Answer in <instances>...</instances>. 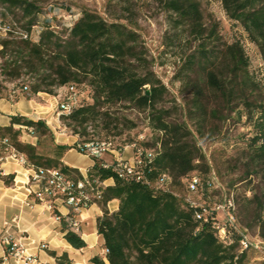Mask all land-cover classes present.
<instances>
[{
    "label": "trees",
    "instance_id": "1",
    "mask_svg": "<svg viewBox=\"0 0 264 264\" xmlns=\"http://www.w3.org/2000/svg\"><path fill=\"white\" fill-rule=\"evenodd\" d=\"M161 1L168 12L192 30L199 42L184 65L187 74L180 79L188 94L193 96L190 117L202 123L207 120V90L218 94L229 107L238 101V107L244 108L248 120L254 121L256 115H260L256 122L259 130L248 144L246 166L248 175L258 176L264 185V104L260 99V86L249 72L246 51L239 42L232 45L224 43L219 25L206 23L202 0ZM0 6L7 11L17 8L23 11L24 31L28 35L27 39L21 40L17 59L7 64V70L13 71L18 78L23 69L20 63L25 62L31 69L39 63L38 71L44 74L39 85L32 87L34 95L45 92L58 97L59 90L67 88V85L81 88L86 84L90 86L93 99V103L89 99H81L80 108L72 115L62 117L65 126L73 128L79 137L75 146L57 144L52 156L41 155L39 148L43 138L55 139L52 130L45 120L34 121L17 115L12 116L10 126H0V151L15 149L36 169H59L80 181L82 172L66 166L64 155L88 141L83 137L90 135V122L103 116L109 119L110 108L127 104L130 109L149 112L151 127L160 134L156 141L148 138L138 141L137 136L121 146L124 148L138 142L144 152H155L151 163L146 154L143 156L145 163L140 183L121 180L113 170L102 168L101 160H96L89 171L91 181H115L113 186L103 189L102 199L97 204L103 210V215L97 220L98 234L104 238L108 253L93 258L91 264H244L250 251L243 252L240 246L241 239L247 235L245 231L231 228L232 241L226 245L216 229L226 225L218 218V205L215 208L208 203L196 206L180 195L181 189L186 187L185 181L189 184L198 178L197 192L202 193L210 204L212 170L188 126L171 122L170 111L159 108L165 100L167 88L152 72L139 62L136 64L141 60L137 34L121 23H109L96 13L83 11L82 17L64 33L47 23L38 42L34 43L32 30L39 23L38 16L43 13L38 4L29 0H0ZM222 6L227 17L243 27L264 59V0H222ZM2 26L0 21V28ZM9 32L13 33L12 30ZM10 45L11 42H3L0 54L5 56ZM217 113V110L212 111L214 117ZM17 126L31 129L30 134L38 144H24L21 141L24 131ZM78 128L83 133L78 132ZM134 153L138 155L136 151ZM5 157L0 153V180L6 186L14 187L16 174L7 176L1 169ZM164 175L172 179L167 191L156 188L159 178ZM114 201L119 202V210L112 213L108 206ZM247 202L250 207L256 206L258 227L264 240V199L253 190V198ZM225 204L228 207L229 204ZM52 212L54 217L60 218L69 244L77 250L86 248V242L72 231L67 221L78 215L72 211L63 216L55 208ZM49 254L56 259V264H73L68 253L59 255L50 251Z\"/></svg>",
    "mask_w": 264,
    "mask_h": 264
},
{
    "label": "rangeland",
    "instance_id": "2",
    "mask_svg": "<svg viewBox=\"0 0 264 264\" xmlns=\"http://www.w3.org/2000/svg\"><path fill=\"white\" fill-rule=\"evenodd\" d=\"M29 1L38 4L43 11L38 16V25L32 30L31 37L34 43L38 42L40 33L47 23L56 27L58 32L64 33V30L71 28L82 17L83 11L96 13L109 23H121L137 34L139 41L137 50L141 60L136 61V64L139 62L144 66V69L152 72L155 78L167 88L165 100L159 108L170 111L171 122L185 123L188 126L194 136V141L202 150L206 163L212 170L213 186L209 192L210 204V201H206L202 193L188 192L186 181V187L181 189L182 194L180 195L196 206L206 203L213 208L217 205L222 206L223 209L218 210V218L224 224L229 221V214H233L237 221V231H245L251 243L256 247L259 246V248L255 247L247 252L244 264H264V240L261 238V231L258 227L256 206L250 207L247 202L249 198H253V190L260 198L264 199V185L258 176L248 175L246 166L248 144L259 130L256 122L260 115H256L254 121L248 120L244 108L238 107V101L229 107L225 105L222 98H219L218 94L207 90L206 103L209 108L207 120L202 123L196 118L190 117L193 96L188 94L180 79L187 74L184 65L194 54L199 44L192 30L187 25L181 24L176 15L168 12L161 0ZM202 11L205 13L207 24L219 25V33L224 43L232 45V43L239 42L243 46L249 59V72L260 86V99H263L264 104V59L261 51L250 41L243 27L227 17L222 0H202ZM0 21L3 22V26L0 28V52L3 50V42H11L9 52L5 56L0 54V100L19 103L21 100L30 99L37 103L38 112L36 111V113H39V117L47 118L45 121L49 123L48 127L55 137L54 141H51L50 138H43L39 153L52 156L55 152V145L58 144L57 137H78L74 133V129L69 127L63 135L62 125L65 126L66 122L62 117L60 122L58 121L60 117L58 114L60 100L58 98L61 95L63 99H67L70 93L68 89H61L58 92V97L45 92L34 95L32 87L39 85L44 74L40 70L38 71L39 63H35L32 69L26 67L25 62L20 63L23 69L18 78L15 77L16 74L13 71L7 70V64H12L17 59V52L22 47L23 33L26 34L23 11L18 8L7 11L5 7L0 6ZM9 30H12L13 33H10ZM191 74L194 76L193 73ZM25 86L29 88L27 93L23 95L15 93L20 92ZM79 91L80 99L86 98L90 103H93L89 85L84 84ZM235 107L237 109L232 111L231 109ZM214 110L218 112L216 117L212 114ZM108 112L109 119L103 116L90 122V133L93 134H86L83 139L114 140L119 146H124L129 140L141 134L154 141L160 137V134L151 127L149 112L130 109L127 104L114 106ZM17 115L20 116V114ZM82 131L81 128H78V132ZM29 136L31 135L23 133L21 141L24 144H27V141H32ZM33 139L35 140L32 142L37 145L38 140ZM124 153L125 158L133 156L130 149H125ZM73 156L75 155L70 154L67 161H72ZM106 160H112L111 156H106ZM229 201L234 205L232 211L225 204V202L228 204ZM227 241L230 243V240L227 239Z\"/></svg>",
    "mask_w": 264,
    "mask_h": 264
},
{
    "label": "crops",
    "instance_id": "3",
    "mask_svg": "<svg viewBox=\"0 0 264 264\" xmlns=\"http://www.w3.org/2000/svg\"><path fill=\"white\" fill-rule=\"evenodd\" d=\"M36 111L38 112L37 103L33 100H21L19 103L0 100V126H10L12 116L17 114L28 116L32 120L47 119L39 117ZM29 137L32 141L35 140ZM32 141L27 142L36 145ZM56 142L69 147L75 146L79 141L77 136H62L57 137ZM70 154L75 156L68 162ZM64 156L63 163L66 166L79 169L83 174L95 165V161L90 156L80 154L77 149H71ZM1 169L4 175L16 174V179L14 187L6 186L4 181L0 180V264H56V259L49 254L50 251L59 255L68 253L73 264H91L93 258L105 255V241L98 234L97 224V220L103 215L101 207L93 206L83 212L79 235L86 242L87 247L77 250L65 239L66 232L63 231L61 222L56 220L53 212L30 198L28 183L32 172L13 159L6 160ZM108 184L113 186L115 181L109 180ZM118 208V201L108 206L112 213L118 211ZM59 211L63 216L69 215L66 209ZM6 232L15 234L17 240L24 244L26 254L33 257L32 262L25 263L7 256V247L1 242ZM42 244H47L48 248L42 250Z\"/></svg>",
    "mask_w": 264,
    "mask_h": 264
},
{
    "label": "built area",
    "instance_id": "4",
    "mask_svg": "<svg viewBox=\"0 0 264 264\" xmlns=\"http://www.w3.org/2000/svg\"><path fill=\"white\" fill-rule=\"evenodd\" d=\"M25 39L28 38L27 34L23 33ZM67 89H71L70 98L63 99V97L58 98V114L59 122L60 118L65 116L68 117L81 106L80 91L77 86L67 85ZM29 88L27 86L22 87L20 92H15L18 94H25ZM24 131V133H32L31 129L17 126ZM63 135L68 128L62 125ZM62 130V129H61ZM90 133V127L88 128ZM93 134V133H90ZM138 141L146 140L144 135H138ZM6 142V141H4ZM125 149H130L133 153L132 158H125ZM78 151L81 154L90 156L94 161L101 160L102 168L105 170H113L118 177L123 181H134L140 183L143 181V165L145 163L143 156L146 154L148 161L151 163L155 157L154 151H146L138 145V142L133 143L130 146L121 148L114 140H101L99 138L88 140L83 144H78ZM138 155L135 156V152ZM6 155V160L13 159L16 160L20 165L24 166L32 173L29 178V196L37 204L45 205L51 212L53 208L57 211L60 209H66L69 211V214L74 211L78 215L77 218H68V224L70 225L72 231L80 234L81 232V223H82V214L89 208L93 206H98V202L102 199V191L104 188L108 187V181H91L89 179V171L87 173H82L83 179L80 181L74 180L67 181L64 177V173L59 170H50V169H36L33 166H30L27 162V159L22 155L17 153L14 149L6 148L4 151H0ZM110 155L112 160H106V156ZM1 159V158H0ZM113 181V180H112ZM172 182V179L169 175H164L159 178V181L156 183V188L158 190L167 191L168 184ZM200 185V180L198 178L194 179L188 184V191L192 194H197L198 187ZM189 202V201H188ZM193 204V203H192ZM228 209L230 211L234 210V205L229 201ZM217 210L223 209L222 206H218ZM60 212V211H59ZM62 214V213H61ZM59 222L60 218L55 217ZM229 221L224 227L217 226L216 229L219 233L220 240L227 244H230L231 228L237 230V221L234 218L233 214H229ZM231 229V231H230ZM230 240V243H228ZM1 242L6 245L8 248V256L17 261H23L25 263L32 262L33 257L26 254L24 244L17 240L15 234L5 233L1 239ZM240 246L242 251H248L256 247L247 237V235L241 239ZM42 250L48 248L47 244L41 245ZM256 248H259L257 246ZM105 254L108 253L107 250L104 251Z\"/></svg>",
    "mask_w": 264,
    "mask_h": 264
},
{
    "label": "bare ground",
    "instance_id": "5",
    "mask_svg": "<svg viewBox=\"0 0 264 264\" xmlns=\"http://www.w3.org/2000/svg\"><path fill=\"white\" fill-rule=\"evenodd\" d=\"M65 89L67 90V88H65ZM68 91H69L70 94L67 96V98H70V96H71V89H68ZM64 177L66 178L67 181L74 180V178H73L72 176L70 177L69 175H67V174H65V173H64ZM236 211H237V210H236ZM236 211H235V212H236Z\"/></svg>",
    "mask_w": 264,
    "mask_h": 264
}]
</instances>
